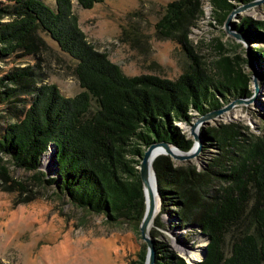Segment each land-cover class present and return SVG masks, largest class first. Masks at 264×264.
<instances>
[{
  "label": "trees",
  "instance_id": "16d2710c",
  "mask_svg": "<svg viewBox=\"0 0 264 264\" xmlns=\"http://www.w3.org/2000/svg\"><path fill=\"white\" fill-rule=\"evenodd\" d=\"M102 1H0L1 17L7 19L0 22V57L34 54L47 35L75 61L80 87L67 97L55 84H41L16 120L0 130V188L10 182L27 192L26 179L11 174L31 173L36 184L52 187L74 208L107 224H128L139 234L145 211L139 164L146 147L166 141L190 150L193 140L176 122L191 124V112L199 117L250 97L251 79L246 59L226 54L221 42L208 62L193 51L188 37L204 16L200 0L169 2L155 24L163 38L183 45L187 70L174 80L124 74L79 27L74 5L89 9ZM205 1L212 19L223 24L235 7L255 0ZM232 31L253 45L252 59L264 81V19L244 16ZM29 77L25 68L3 74L0 94H25L31 88L20 84ZM257 127L258 132L235 122L202 126V149L210 158L200 167L167 155L155 158L160 210L149 232L153 264H264V113ZM163 229L188 233L183 238L192 240L196 233L205 242L200 261L189 263ZM145 257L143 249L139 264Z\"/></svg>",
  "mask_w": 264,
  "mask_h": 264
},
{
  "label": "rangeland",
  "instance_id": "374dc122",
  "mask_svg": "<svg viewBox=\"0 0 264 264\" xmlns=\"http://www.w3.org/2000/svg\"><path fill=\"white\" fill-rule=\"evenodd\" d=\"M43 1L54 4V0ZM171 1L103 0L89 9L79 8L75 4L74 10L87 40L98 52L118 65L124 74H150L174 80L190 66L188 53L182 44L163 38L155 27ZM200 2L203 3L204 16L190 27L188 37L193 51L208 62L217 52L214 46L221 42L230 56L238 55L244 59L248 55L253 57V45L237 41L227 29L232 31V25L238 24L244 16L264 19V1L237 11L228 26L215 22L208 3L205 0ZM2 21L7 19L1 17L0 13ZM42 36L44 44L35 47L34 54L15 52L0 57V77L15 69L25 68L30 77L19 84L26 89L31 88L25 94H21V91L10 98L0 94V130L16 120L20 111L29 105L32 90L41 84H55L67 97L80 91L74 75L75 61L49 36ZM244 64L249 73L247 64ZM9 87L17 88V85L9 84ZM250 87L252 99L248 97L247 103H234L207 125L235 122L258 132L257 126L264 113V81L259 77L256 93L252 82ZM191 114L195 115L192 119L194 122L198 114ZM176 124L193 140L194 146L190 151L197 154L188 160L197 167L208 162L210 153L202 149V140L196 149L190 134L191 124L183 121ZM41 170L50 172L46 168ZM29 175L31 173L23 171L11 174L16 180L26 179L27 192L19 190L16 185L12 186L10 182L0 188V264H139L143 249L147 254L146 243L131 226L107 224L100 216L76 209L60 198L52 187L36 184ZM162 231L170 239L172 248L187 261L186 254L189 255V252L197 253L200 250L197 256L191 258L199 260L202 257L205 242L196 233L193 235L194 242L191 238H183L188 233L179 234L178 231L173 235L165 229ZM200 253L201 257L198 256Z\"/></svg>",
  "mask_w": 264,
  "mask_h": 264
},
{
  "label": "water",
  "instance_id": "95a60500",
  "mask_svg": "<svg viewBox=\"0 0 264 264\" xmlns=\"http://www.w3.org/2000/svg\"><path fill=\"white\" fill-rule=\"evenodd\" d=\"M263 1L264 0H255L248 4L235 7L233 11L227 17L224 25L228 26L230 24V20L232 16L235 15L237 11L248 9L253 5H259ZM227 32L231 33L236 38L237 41L247 44V41L243 39L238 33H233L232 31H230L229 28L227 29ZM246 64L250 70L249 76H250L252 85L254 87V93H256L258 91V84H259V77H260L259 70L256 67V65L253 63V59L251 55L247 56ZM250 99L252 98L250 97ZM247 102H248V99L246 98L245 99H234L233 101H231L230 103H228L227 105L219 109L213 110L211 112L205 113L197 117L194 120V122H192V124L190 125V134L193 136L194 141H195L194 143L196 144V146L199 145V142L201 141V137L199 133V128L201 126L207 125L211 119H215L221 113L230 109L234 105V103H247ZM198 148L199 147L197 146L196 149ZM196 154L197 153L194 154L190 150L181 151L177 147H175L174 145L166 141H160V142H153L149 144L146 147L143 153V156L141 157L140 164H139V175H140V179H141L142 186H143V193H144V198H145V211L141 219V222L139 224V234H140L141 239L146 243V246H147V254H146V259H145L144 264H153L154 259H155L153 240L149 232L153 225V220L159 212V209L158 211L156 210V206L158 205L160 207V198H159V192L157 188V178L155 176V172L153 169V161L155 160L156 157L160 155H167V156H170L172 159L183 161V160H188L194 157ZM151 176L153 177L154 184H155L154 190L151 188V183H150ZM48 187L49 186H46V188ZM58 195L60 198L65 199L63 195L59 193ZM186 257H188L189 263L200 261V259L202 258L201 257L199 260H195V259H192L191 256L187 254H186Z\"/></svg>",
  "mask_w": 264,
  "mask_h": 264
},
{
  "label": "bare ground",
  "instance_id": "6f19581e",
  "mask_svg": "<svg viewBox=\"0 0 264 264\" xmlns=\"http://www.w3.org/2000/svg\"><path fill=\"white\" fill-rule=\"evenodd\" d=\"M150 183H151V188L154 190V188H155V184H154V180H153V177H152V176H151V178H150ZM158 209L160 210V207L157 205V206H156V210L158 211ZM199 252H200V250L197 251V253H199ZM197 253H195V252H189V255H190L191 257H195V256H197ZM198 256L201 257V253H200V255H198Z\"/></svg>",
  "mask_w": 264,
  "mask_h": 264
}]
</instances>
